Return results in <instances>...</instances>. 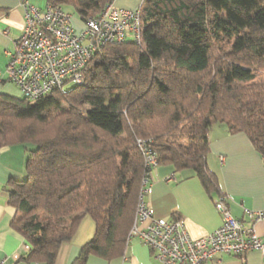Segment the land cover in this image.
Wrapping results in <instances>:
<instances>
[{"label":"trees","instance_id":"trees-1","mask_svg":"<svg viewBox=\"0 0 264 264\" xmlns=\"http://www.w3.org/2000/svg\"><path fill=\"white\" fill-rule=\"evenodd\" d=\"M48 1L83 22L108 4ZM140 11V41L105 45L82 84L37 99L0 92V150L28 152L26 176L7 184L12 227L30 244L16 264H55L86 215L95 234L73 264L125 255L143 179L160 165L192 170L223 196L206 161L215 124L247 134L264 159V85L253 84L264 72V0H148Z\"/></svg>","mask_w":264,"mask_h":264},{"label":"crops","instance_id":"crops-1","mask_svg":"<svg viewBox=\"0 0 264 264\" xmlns=\"http://www.w3.org/2000/svg\"><path fill=\"white\" fill-rule=\"evenodd\" d=\"M42 8V0H30ZM48 0L46 1L47 4ZM45 7V6H44ZM73 23L80 31L83 21ZM25 27V9L19 0H0V92L12 83L8 78L9 52L14 51L17 40ZM11 85V84H10ZM12 85H15L14 83ZM9 90L22 95L14 86ZM10 91V92H11ZM210 151L206 161L219 183V190L226 197L227 205L234 217L250 225L246 210L264 209V159L247 134H231L221 124H215L210 132ZM28 152L22 145H13L0 150V262L6 258L17 260L30 249L27 239L12 227L18 215L9 204L8 182L12 178L26 176ZM219 194H210L192 170H176L173 166L160 165L149 176L144 196L147 206L158 217L181 218L193 238H200L221 225L222 218L215 207ZM96 226L86 215L70 242L62 244L55 264H73L82 247L92 239ZM258 234L264 235V222L256 226ZM11 258V259H10ZM19 264H42L22 260ZM86 264H162L152 250L138 237L128 244L125 255L105 260L91 255ZM204 264H264L260 250L248 252L244 258L236 255H218Z\"/></svg>","mask_w":264,"mask_h":264},{"label":"built area","instance_id":"built-area-1","mask_svg":"<svg viewBox=\"0 0 264 264\" xmlns=\"http://www.w3.org/2000/svg\"><path fill=\"white\" fill-rule=\"evenodd\" d=\"M148 0H142V4ZM116 0H108L98 17H90L77 31L73 16L61 6L49 1L41 8L30 0H19L25 9V27L15 49L9 52L8 78L17 85L23 96L37 99L48 94L65 80L82 84L84 71L97 52L105 45L126 40L140 41L141 11L118 9ZM148 166H157L155 154L139 140ZM149 176L143 179L140 201L129 240L138 237L148 246L162 264H204L218 255H236L244 258L252 250L264 254V235L256 226L264 222V209L246 210L250 225L234 217L226 197L215 200L222 222L219 227L193 238L181 218H161L147 206L144 196ZM18 256L21 251H18ZM11 259V258H10ZM0 264H16L6 258Z\"/></svg>","mask_w":264,"mask_h":264},{"label":"rangeland","instance_id":"rangeland-1","mask_svg":"<svg viewBox=\"0 0 264 264\" xmlns=\"http://www.w3.org/2000/svg\"><path fill=\"white\" fill-rule=\"evenodd\" d=\"M46 1L47 0H42V8H44V6H46ZM141 3H142V0H116L115 7L118 8V9H122L123 8V9H128V10H136L137 8H139ZM66 10L73 16L74 20H78L79 21L80 16H79L77 11L73 7H68V8H66ZM261 73H263V74L259 75L257 81L255 83H253V84L259 83V84H263L264 85V72H261ZM12 84L13 83H9V85H6L5 87H3V92L11 94V95L16 96V97L22 96L19 93H15V90H13V91L9 90V88L13 89L14 86L17 88L16 85H12ZM72 87H73L72 84L66 85V89H70ZM139 140H141V139H139Z\"/></svg>","mask_w":264,"mask_h":264}]
</instances>
